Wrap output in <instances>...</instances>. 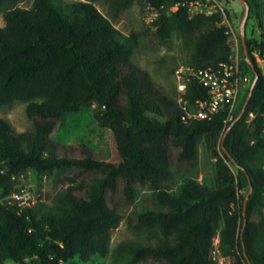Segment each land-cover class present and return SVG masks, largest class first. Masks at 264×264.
I'll return each instance as SVG.
<instances>
[{
	"label": "trees",
	"instance_id": "1",
	"mask_svg": "<svg viewBox=\"0 0 264 264\" xmlns=\"http://www.w3.org/2000/svg\"><path fill=\"white\" fill-rule=\"evenodd\" d=\"M22 1L0 0V108L26 103L31 123L16 132L0 118V264H67L75 258L88 264L104 257L110 232L122 220L120 203L131 207L126 226L135 238L116 245L113 264H264V213L258 212L264 195V74L254 57L264 60V35L246 39L258 79L221 145L249 88L230 122L221 112L185 123L176 98L133 64L138 30L119 32L96 9L97 0H32L28 9L12 8ZM101 1L113 12L139 8L143 21L146 6L157 10L148 28L161 43L180 40L185 67L231 63L223 12L190 14L189 4L205 0ZM243 1L250 15L264 10V0ZM240 69L252 82L244 57ZM185 88L190 104L207 100L195 79L185 80ZM91 102L96 125L109 132L114 160L81 145L58 147L49 138L65 115ZM200 147L210 163V185L198 179ZM23 180L44 199L21 205L13 198ZM215 255L229 262L219 263Z\"/></svg>",
	"mask_w": 264,
	"mask_h": 264
},
{
	"label": "rangeland",
	"instance_id": "2",
	"mask_svg": "<svg viewBox=\"0 0 264 264\" xmlns=\"http://www.w3.org/2000/svg\"><path fill=\"white\" fill-rule=\"evenodd\" d=\"M63 4L76 3L81 0H60ZM32 0H23L12 8L28 9ZM96 9L103 17L108 19L111 24L122 34L128 35L133 30H138L140 36L137 46L132 54V62L135 66L147 72L150 78L159 84L173 98L177 97L178 84L183 82L184 74L181 72L185 65L186 52L180 45V40L173 36L169 42L161 43L156 39L154 31L148 28L147 21H143V12L139 8H131L125 11L113 12L108 9L106 4L97 0L94 3ZM216 11L224 14L223 25L227 28L228 46L232 62H237L240 68V61L243 52L239 38V24L243 18L245 6L238 0H205L190 9L191 15L206 14L210 15ZM5 8H0V27H3V14ZM245 23V38L259 40L264 35V10L250 15ZM255 61L261 72L264 74V60L254 54ZM246 81L241 83L240 97L249 88L251 76L248 72L240 69ZM26 103L13 102L0 108V118L8 121L16 132H22L31 127V123L25 114ZM96 103H89L82 106L77 112L65 115L54 128L50 135V140L58 147H68L81 145L92 151V154L105 160H114L115 152L110 140L109 132L100 129L93 119V111ZM219 147H216V151ZM77 157L82 155L76 154ZM199 176L207 185L212 183V174L209 161L205 160L203 149L200 147L199 154ZM245 191L241 192V195ZM14 198L21 205H28L35 202L38 197L44 199L43 193L37 195L33 186L28 180H23L18 187V192ZM142 195H145L143 192ZM131 211V207L120 203L117 205V213L122 217L119 225L110 232V240L107 253L104 257H94L88 264H113L112 251L118 243L124 240L134 239V235L126 226V218ZM264 213V195L262 196V207L258 211ZM219 263H227L228 259L220 258L215 255ZM5 264H13L6 262ZM67 264H82L77 258Z\"/></svg>",
	"mask_w": 264,
	"mask_h": 264
},
{
	"label": "built area",
	"instance_id": "3",
	"mask_svg": "<svg viewBox=\"0 0 264 264\" xmlns=\"http://www.w3.org/2000/svg\"><path fill=\"white\" fill-rule=\"evenodd\" d=\"M197 4L198 2L189 4V9ZM179 6L180 4L176 3L171 7V11H175ZM145 11V21L148 25H151L157 20L159 13L150 6H146ZM181 72L184 74V79L183 82L178 84L176 97V103L181 111V121L185 123L209 121L221 112L227 114L225 123L232 120V114L241 93V83L246 81L237 62L231 61L230 64H220L216 68L196 69L184 67ZM190 79H195L207 91V100L195 101L190 104L188 100L183 98L186 90L185 80Z\"/></svg>",
	"mask_w": 264,
	"mask_h": 264
},
{
	"label": "water",
	"instance_id": "4",
	"mask_svg": "<svg viewBox=\"0 0 264 264\" xmlns=\"http://www.w3.org/2000/svg\"><path fill=\"white\" fill-rule=\"evenodd\" d=\"M240 2H242L245 6V11H244V15H243V18L239 24V38H240V45H241V48H242V52H243V57H244V61L245 63L249 66V68L251 69V71L253 72V80L249 86V90H248V93L245 97V100H244V103L239 111V113L237 114V116L230 122V124L228 125V127L226 128L224 134H223V137H222V141H221V145H223V142H224V139L226 137V135L228 134L229 130L232 128V126L242 117V115L244 114V111L246 109V106L252 96V92H253V89H254V86L256 84V81L258 79V74L257 72L255 71V68H254V64L253 62L249 59V56H248V50H247V47H246V38H245V23H246V20L249 16V7L247 5V3L243 0H238ZM224 153L226 154V156L228 157V159L230 160V162L233 164L234 167L238 168V165L234 162V160L228 155V153L226 152V150L224 148H222ZM252 192V187L250 185V182H248V191L247 193L245 194L244 196V199H243V203H242V217H243V228L245 227L246 225V220H245V212H246V205H247V201H248V198L250 196ZM243 228H242V231H243ZM242 231H241V236H242Z\"/></svg>",
	"mask_w": 264,
	"mask_h": 264
}]
</instances>
